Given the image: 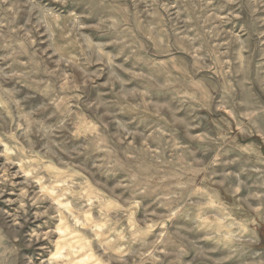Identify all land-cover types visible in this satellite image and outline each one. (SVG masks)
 <instances>
[{"label": "rangeland", "instance_id": "374dc122", "mask_svg": "<svg viewBox=\"0 0 264 264\" xmlns=\"http://www.w3.org/2000/svg\"><path fill=\"white\" fill-rule=\"evenodd\" d=\"M0 264H264V0H0Z\"/></svg>", "mask_w": 264, "mask_h": 264}]
</instances>
